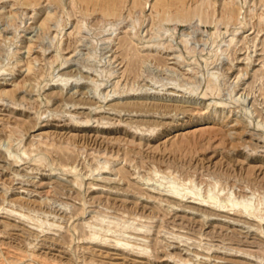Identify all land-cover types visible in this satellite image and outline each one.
<instances>
[{"label":"rangeland","instance_id":"374dc122","mask_svg":"<svg viewBox=\"0 0 264 264\" xmlns=\"http://www.w3.org/2000/svg\"><path fill=\"white\" fill-rule=\"evenodd\" d=\"M228 199L264 215V0H0V264H264Z\"/></svg>","mask_w":264,"mask_h":264},{"label":"bare ground","instance_id":"6f19581e","mask_svg":"<svg viewBox=\"0 0 264 264\" xmlns=\"http://www.w3.org/2000/svg\"><path fill=\"white\" fill-rule=\"evenodd\" d=\"M170 192L172 194L178 196L179 195V187L177 185H173ZM211 204L216 205L217 202L213 201ZM228 204H230V206H228ZM219 207H221L222 209H226L228 207H230V209L236 208L237 212L240 216L243 217V215H246V217L254 219V220H256V222H259L258 224H262V222H264V215H262L260 213H255L254 211H252V207H251L250 203L248 202V200H242L241 202H236L235 200L228 199L227 202H221L219 204ZM209 214H210L209 212L207 213V211H205V216H210L211 214L210 215ZM44 225L49 226V224H47V223H45ZM33 257H35V256H33ZM41 263L43 264V262H41Z\"/></svg>","mask_w":264,"mask_h":264}]
</instances>
